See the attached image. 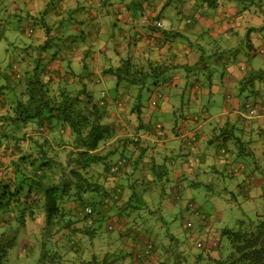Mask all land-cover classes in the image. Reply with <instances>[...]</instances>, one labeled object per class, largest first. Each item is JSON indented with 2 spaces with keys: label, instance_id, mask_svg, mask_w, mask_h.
Returning a JSON list of instances; mask_svg holds the SVG:
<instances>
[{
  "label": "trees",
  "instance_id": "1",
  "mask_svg": "<svg viewBox=\"0 0 264 264\" xmlns=\"http://www.w3.org/2000/svg\"><path fill=\"white\" fill-rule=\"evenodd\" d=\"M227 1L127 2L124 17H128L131 27L116 41L109 35L105 41L111 42L112 50L101 54V63L93 59V65H104L101 77L110 75L117 87L125 83L128 91L131 86H137L139 92L133 97L115 95L109 101L105 95L94 99V86L101 79L87 72L90 64L86 58L75 59L74 55L98 26L85 25L78 34L68 33L73 23L57 8L54 14L44 6L41 11L28 10L23 15L26 2L0 0V43L8 39V28L14 27L18 33L14 41L8 40L4 53L0 52V264L7 263L20 232L25 233L31 226L34 237L23 240L22 246L30 255L36 253L34 264H118L120 256L93 244L97 234L102 233L103 222H107L108 230L114 231L117 226L120 232L130 222L137 224L145 220L149 213L156 212L146 198L157 187L165 193L171 182V200L179 204L183 184L174 171H181L187 180L188 176L184 168L178 169L176 158L187 162L197 159L207 165L206 160L213 154L205 143L223 142H218L219 151L214 155L231 149L232 162L239 164L232 163L228 176L244 174L245 183L240 180L239 187L245 190V196H250L246 191L248 183L255 185L261 180L264 187V170L256 162V151L264 154V100L255 99L264 97V67L243 68L238 80L241 89L238 101L242 97L248 99L242 102L248 113L243 111V115L240 110L222 119L225 122L216 124L218 131L215 129L212 135L205 130L203 143L199 142L202 125L199 128L194 125L190 138L184 137L181 127L172 126L173 134L169 136L182 139L178 144H166L168 134L162 122L151 124L141 119L144 97L141 90L145 88L147 75L160 72L153 74L158 80L167 65L162 62L160 68V62L141 59L131 48L148 37L138 28L131 32L134 25L130 22L133 18L130 10L135 16H145L143 24L149 37L158 30L162 36L154 37L166 43L181 34L156 24L163 21V10L171 9L180 15L190 30V24L197 21L202 9L207 12L229 4ZM147 10L155 16L146 18ZM243 10L250 17L242 21L248 46L253 54L258 51L263 54L264 45L256 49L251 35L257 30L262 33L259 39H264V0H248ZM243 10L238 9L237 14L242 15ZM210 29L203 32L208 33L215 51L213 55H205L207 59L201 56L200 63L204 65L214 56L215 61L221 59L225 65L227 61L235 65L238 58H230L233 47L225 49L222 44L223 37L227 38L235 29L231 27L226 34L215 36L210 34ZM191 39H188L190 44L194 40ZM252 95L254 99L249 100ZM160 96L159 93L157 100L150 102L151 106L158 103ZM201 110L209 112L207 105ZM198 118V114L192 117ZM210 165L213 170L215 165ZM198 184H203L199 178L188 180L189 186ZM192 204L191 199L188 206ZM131 231L128 228L125 232L134 242L130 252L133 264H180L187 260L174 235L168 233L170 244L159 245L163 256L150 237L142 233L141 238V231L134 234ZM221 234L230 243V253L225 260L211 258L217 264H264V213H258L255 219H239L234 227L222 229ZM199 247L213 248L204 243Z\"/></svg>",
  "mask_w": 264,
  "mask_h": 264
},
{
  "label": "rangeland",
  "instance_id": "2",
  "mask_svg": "<svg viewBox=\"0 0 264 264\" xmlns=\"http://www.w3.org/2000/svg\"><path fill=\"white\" fill-rule=\"evenodd\" d=\"M246 2L248 3V0H229L227 1L229 4H224L216 9L211 10L212 8H210L207 12H205V9H202L200 14L209 15L208 18L206 19V17L203 16L204 21L197 20L191 31L185 30V27L181 25L178 28L181 35L175 40H170V43L165 48L167 55L164 54L163 58L165 65H167L165 76L170 75L171 79H165L159 76V79L155 80L153 74L157 75L160 72H152L153 74L147 75L148 78L145 80V88L141 90L142 96H144L141 101L143 103L141 119L151 124L157 121L162 122L168 134L166 144H178L182 139V137L169 136L173 134L172 126L178 125V128L181 127L183 130H186L188 126L194 127V125L199 128L204 120H206V112L198 108L199 101L196 100L194 93L197 92L201 94L203 98L201 103H205L209 108L208 116L212 115L214 117L221 112L223 98L225 96V92H223V81H221V67H224L225 61L221 59L215 61V57L212 56L210 60L208 59V62L204 63V65L207 66L200 63L201 56L207 59L208 57L206 58L205 55H213L212 53L215 51V45L211 43V38L207 37L208 33L203 32V30L208 28L207 25L210 20L223 18V14L227 15L228 19L237 17V19L249 20L250 17L244 12L245 10H243L247 5ZM89 6L90 5L85 9L86 14L95 11V5L92 7ZM232 7L236 8V10L239 9V11L243 10L242 15L237 14L238 11H236V15H233L234 9ZM162 12V18L166 21L165 28L169 29V26H171L173 22L172 15H174L175 12L171 9L163 10ZM80 15L82 17L83 14L80 12ZM76 19L79 18H75V20ZM100 19L103 20V16L99 15V20ZM96 20L97 19L94 18L93 22L95 23ZM101 20L100 22L103 23ZM86 21L88 25H91L92 20ZM252 21L254 20L252 19ZM236 31L238 35L234 34L233 36L235 31L232 30L233 33L227 35V38L223 37L222 41L223 48L230 49V47H233L230 49L232 51V53H230V58H238L234 64H244V67H247V69L249 68V70L256 68V66L264 67V53L261 54L258 51L257 54H253L248 46V38L245 35V30L238 27ZM131 32L134 33V31ZM259 32L255 30L253 35H251L252 37L254 36L253 43L256 49L264 45V39H259L260 34H262ZM110 33H112L110 29L105 31V40ZM115 33L118 34V31L116 30ZM15 36H17V31L15 28L11 27L7 32V37L9 38L0 43L1 54L4 53L8 45V40L14 41V39H16L14 38ZM229 37H232V39ZM21 38L25 37L22 36ZM91 38V36L87 37V41H90ZM189 38L194 39H191L192 44H190ZM177 40L184 43L179 49H177L179 43L176 42ZM133 47L134 46H131L132 49ZM237 50L238 52L236 53L235 51ZM162 66V62H160L159 67L161 68ZM162 74L163 73H161V75ZM227 75L228 72L226 70L224 77L226 78ZM108 76L111 77L110 75ZM109 77H105L103 80L101 79V82L94 86L96 90L94 99H99L100 96L105 95V99L110 101L115 95L126 97L129 94V97H133L135 96L134 94H138L139 87L131 86L130 91H128L124 88V85H126L125 83L117 87L114 78L111 77L110 80H108ZM209 77L211 78L210 80ZM164 81L165 83H163ZM239 84L240 83L236 82L234 86L229 89L237 101L239 98L238 94H240L239 92L241 91ZM159 93L161 96L158 104H161V106L164 105V108L165 106L167 107L162 111L156 112L154 109L157 105L154 104L151 106L150 102H153L154 97L156 98ZM253 97L255 96L252 95L249 100H253ZM255 99L264 100V97L262 99V97L256 96ZM140 100L141 98H139V101ZM245 100L248 99L242 97L241 101L238 102L240 103L241 111L248 113V108L245 109L242 105V102ZM244 113L243 115H245ZM195 114H198L199 118L197 120L192 119ZM208 120V135H212L215 129L218 131L220 124L225 122L221 117ZM216 124L219 126H216ZM208 128L206 130H208ZM218 142L223 143L220 140L215 141L212 145L205 143V147H209L208 151L213 154V156H210L206 160V162H208L207 165H202L197 159H189L187 162L176 158V160H178V169L181 167L184 168L188 180L199 178L200 181L203 182V184H198L197 186H189L188 180L181 174V171H178V176L183 184L182 199L179 204H173L171 200L170 190H172V182L165 193H163L160 187H157L158 189L146 198L150 203V208H154L156 212L149 213L145 220H139L137 224L130 222L129 225L124 227L120 232L117 226L114 231L108 230L106 228L107 222L104 221L101 226L102 233L99 232V234H97L98 237L93 239V244L98 248L102 247L107 251L115 252L121 257L118 264H133V256L130 252L133 251L132 247L134 242L131 236H127L125 232L128 228H132L130 233L134 234L141 231V238L144 236L146 238L150 237L158 247L159 245L164 246L172 242L168 233L174 235L178 243H181L184 256L187 258V260L185 259L186 261L182 260L180 264H217L211 258L225 260L230 253V243L228 239L221 234L222 229L234 227L236 221L239 219H255L258 213H264V187L248 183V189H246V191L248 194L250 193V196H245V190L239 187L240 180H243L244 174L237 173L232 175V177L228 176L230 173L229 169L232 171L233 168L232 163H238L232 162L233 155L231 149L229 148L230 150L224 153L220 152L218 155L215 154L217 156L214 157V153L219 151L218 146H220V143ZM208 153L209 152H207V154ZM112 156L114 157L115 155ZM158 157L159 156L156 158ZM256 158L257 165L264 170V154L261 153L260 150L258 153L256 151ZM210 163L215 165L214 168L212 167L213 170L210 169ZM93 167H95V165H93ZM215 171H217V173H215ZM193 172L195 175H193ZM258 174L259 172H257V175ZM259 176L260 175H258V177ZM191 199L194 204L188 206V201ZM113 218L115 219V217ZM31 228L32 226L28 227L25 233L20 232L17 244L11 249L6 264L35 263L36 253L30 255L22 246L23 240L33 239L35 231L31 230ZM147 229L150 230L147 232ZM118 233L121 236L118 235ZM142 233L144 236H142ZM213 241L216 242V246L213 248H201L198 246L199 242L209 244ZM159 249L161 253H163L160 247ZM162 255L164 256V253ZM173 257L174 256L171 257V260ZM163 260L165 261L164 257Z\"/></svg>",
  "mask_w": 264,
  "mask_h": 264
},
{
  "label": "crops",
  "instance_id": "3",
  "mask_svg": "<svg viewBox=\"0 0 264 264\" xmlns=\"http://www.w3.org/2000/svg\"><path fill=\"white\" fill-rule=\"evenodd\" d=\"M19 1H23L26 2V4L23 5V12L22 14H26L27 11L29 10L31 13L36 12V11H41L43 9L44 6L49 7V11L51 14H54V10L57 8L61 11V13H63L67 19V16L70 18V21L73 23V27L70 28L68 30V33H80V30L85 26L88 25L86 20H92V23L90 25V27H94L96 25L97 29H95V33H93L91 35V39L90 41H87V38L85 40H83V47L78 48L77 50H75V59H81V58H86V63L90 64L89 68L87 69L88 73H93V76L98 77L100 79H104L105 77H109L108 75L105 76L104 78L101 77V71L103 69L104 65H93V62L97 60L99 61L100 56L102 53L104 52H108L111 51V42H107L105 41V31H107L108 29H110L112 31V33H110V35L112 36V39L114 41H116V39L120 37H122L123 33L125 32V29L127 27H131L129 21L127 20L128 17H124L125 13L127 10H125V4H127V2H129L130 0L127 1H120V0H107L106 3L104 2V0H19ZM51 1V2H50ZM88 5H90L91 7L93 5H95V11L86 14L85 13V9L88 7ZM59 6V7H58ZM89 6V7H90ZM234 9L233 11V15H236V8L232 7ZM226 11V9H225ZM80 12L83 14L82 17L80 15ZM152 11L147 10L146 13L149 14L148 17H152L155 16V13H151ZM60 13V12H59ZM130 13L132 14V17L130 22L133 23L134 27L132 26V31H136V29L138 28L146 37L144 41L141 42H137V44H135V46L133 47V50L135 53H138L141 57V59H146V58H150L152 59V61H157L159 62H164L163 58H164V54L166 55L165 52V48L166 46H168V44L170 43V40H168L166 43H161L159 38L156 39L154 36H159L161 37L162 35L160 34V32H158V30H154V32H151L152 34L149 37L148 34V29L144 26L143 22H145V16L143 17H139V16H135L132 11L130 10ZM99 15L103 16V23L100 22L99 20ZM118 16V17H117ZM173 16V22L172 25L169 26V29H166L168 31H177L179 32L178 28L183 25L184 26V21L181 20L180 15L178 14H174ZM203 16L206 17V19L208 18L209 15H204V14H197L196 18L197 20L204 21ZM223 18H218V19H214V20H210V22L208 23V28L210 29V34H212L213 36L215 35H221L226 34L227 31H229V28H233L235 29L234 31H236V29H238V27H241L242 29L245 28V26H243V19H237V17L228 19L227 15H222ZM115 17H117L116 20ZM75 18H79L76 19ZM97 19L96 22L94 23L93 20ZM166 25V21L164 19H162ZM116 21V23L114 22ZM67 22V21H66ZM195 23L190 24L192 26L193 29V25ZM122 26L124 27V29H122ZM110 27V28H109ZM185 27V26H184ZM11 28V27H10ZM8 28L6 30V37H7V32L9 31ZM14 28V27H13ZM62 28V27H61ZM60 28V29H61ZM63 28H65V32L67 34V28L66 25L63 26ZM86 28V27H84ZM187 30V28L185 27V30L187 31H191ZM118 31V34L115 33V31ZM18 35V33H17ZM72 35V34H71ZM17 37V36H15ZM14 37V38H15ZM90 37V36H89ZM9 38V37H8ZM177 43L179 42L178 40L176 41ZM68 43V42H67ZM113 44V43H112ZM184 43L183 42H179L177 45V49L181 48L182 45ZM92 46V49L89 47ZM264 47V46H262ZM261 47V48H262ZM89 49V50H88ZM88 51V53H87ZM167 56V55H166ZM94 59V61H93ZM99 63H101V60L99 61ZM258 67V66H256ZM222 71L223 70H227L228 75L225 78L224 74L222 75V79L221 81H223V87L224 90L223 92H225V96L223 98V105H222V109L221 112L216 114L214 117L211 115L208 117V119L211 118H216V117H221L222 119L227 118L228 116L234 115L236 113H240L239 111L241 110L240 107V103L236 100V98L232 95V93L230 92L229 89H231L234 86V83L238 82V80L242 77L243 75V68H247L244 67V65H231V63L229 61H227V64L224 65V67L222 66ZM167 71V67L164 68L163 70V74L161 75L162 78L164 77L165 79H171V76H165ZM226 72V71H225ZM111 77H109L108 80H110ZM169 81V80H168ZM172 81V80H171ZM165 83V81L163 82ZM99 84V83H98ZM196 100L199 101L198 102V108L200 109H205V103H201L202 101V96L200 93H194ZM240 95V94H238ZM155 98V97H154ZM128 99V98H127ZM157 100V97L155 98ZM157 105L155 107V111H162L163 109H165L167 106L164 105L161 106V104H155ZM175 109V108H172ZM243 113V111H241ZM209 113V112H208ZM241 113V114H242ZM208 115V114H206ZM206 120L203 122L200 131L203 133L200 136V140L199 142H204L205 138H206V129L208 128V122L209 120ZM188 123V122H187ZM208 125V126H207ZM207 126V127H206ZM183 129V128H182ZM206 130V131H205ZM185 131V136L184 137H188L190 138L192 135V131L194 130V127H186ZM209 131V128H208ZM207 131V132H208ZM188 146V145H187ZM200 156V154H197V156ZM198 156V158H200ZM175 175H178V172L175 171L174 173ZM256 185H262V181L259 180Z\"/></svg>",
  "mask_w": 264,
  "mask_h": 264
},
{
  "label": "built area",
  "instance_id": "4",
  "mask_svg": "<svg viewBox=\"0 0 264 264\" xmlns=\"http://www.w3.org/2000/svg\"><path fill=\"white\" fill-rule=\"evenodd\" d=\"M156 24L159 26V27H163L164 25H165V23L163 22V21H156ZM201 244H203V243H201V242H199L198 243V246H200ZM210 244V246H212V247H214V246H216V242H210L209 243Z\"/></svg>",
  "mask_w": 264,
  "mask_h": 264
}]
</instances>
